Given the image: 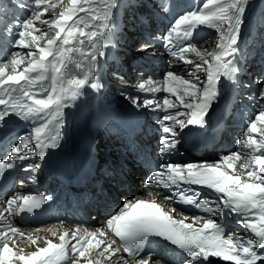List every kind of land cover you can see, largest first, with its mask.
<instances>
[{"label":"snow or ice","instance_id":"6c2138e0","mask_svg":"<svg viewBox=\"0 0 264 264\" xmlns=\"http://www.w3.org/2000/svg\"><path fill=\"white\" fill-rule=\"evenodd\" d=\"M250 3L203 0L199 7L178 14L160 38L170 56L190 70L185 75L168 71L161 81L148 78L137 85L138 92L168 93L162 101H141L139 96L128 99L136 108L165 113L160 121L162 153L175 149L183 130L206 127V117L221 97L222 78L236 83L241 71L237 57L242 28ZM119 6L120 0H30L18 5L29 14L16 22L15 31L8 29L12 39L7 54L0 58V133L13 117L34 126L0 158V192L7 188L17 162L33 157L43 160L48 149L59 146L64 110L87 89L105 87L101 58L112 46L117 27L114 14ZM175 6L160 0L165 13ZM49 13L51 18H46ZM202 27L217 33L210 48L203 46L208 40L197 34ZM151 47L143 43L138 50L147 52ZM258 96L264 101V80ZM39 167L27 163L23 170L32 172ZM148 182L172 189L163 196L165 203L190 205L212 216L225 210L235 214L236 223L250 238L226 233L225 226L214 218L194 216L186 222L187 216L174 215L176 208L166 209L155 196L125 202L94 230L80 225L65 228L61 221L46 230L49 235L42 236L45 230L40 228L25 233L12 218L36 213L52 197L14 192L0 198V264H156L159 254L145 253L150 239L180 250L183 264H213L214 258L231 264H264V107L248 119L237 151L214 163H164ZM182 185L205 187L217 199L200 198ZM18 240H26L35 250L25 252Z\"/></svg>","mask_w":264,"mask_h":264},{"label":"bare ground","instance_id":"6f19581e","mask_svg":"<svg viewBox=\"0 0 264 264\" xmlns=\"http://www.w3.org/2000/svg\"><path fill=\"white\" fill-rule=\"evenodd\" d=\"M53 2H54V0H53ZM258 3H259V6H257V7H263L264 8V2H262V0H258ZM138 11H139V13H141V14H143V10H142V8L141 7H139L138 9H137ZM147 9H145L144 10V14L145 13H147ZM51 16H52V14L51 13H49V14H47V16H46V18H51ZM133 16V15H132ZM255 17H256V14H255ZM133 19V18H132ZM142 25H143V23H142V20H140L139 21V26L137 27V29L134 31V32H132V33H130V31H131V29H133L135 26L133 25V23L132 22H129V24H126V27H125V29H124V31H125V34L130 38V39H132L137 33H138V30H139V28H141L142 27ZM246 32H245V30H243L242 29V35L243 34H245ZM134 40H136V42H139V46L138 47H141V44H143V39L141 38V37H137V38H135V39H133L132 40V42H131V44L133 43V41ZM204 47H207V45H204ZM166 50V49H165ZM167 51V50H166ZM168 52V51H167ZM161 53V52H160ZM169 53V52H168ZM132 56L133 57H135V56H138V55H136V54H134V53H132ZM258 66V65H257ZM240 69H241V71L238 73V74H242V75H244V76H250V78L252 77V76H254V72H252V70H254L255 68H249V67H244V66H238ZM169 71H173L172 69H168ZM244 70H246V71H244ZM247 70H248V72H247ZM259 74H261V73H259ZM259 76H261V75H259ZM187 78V77H186ZM262 80H264V79H260V81H259V83L261 84V81ZM259 87H260V85H259ZM106 90H107V92H108V94H110V95H112L113 93H114V91H113V89L111 88V87H109V86H107L106 87ZM246 104H248V101H244ZM250 105V104H249ZM212 108H214L215 110H216V108H217V106L215 105V103L213 104V106H212ZM206 119H207V121H208V118L206 117ZM208 124V123H207ZM207 126V125H206ZM200 130V129H199ZM207 141H208V138H207ZM201 143L202 144H204V145H208V142H203V141H201ZM185 150H187V148H184ZM225 154H228V152H226ZM176 164H179V162L178 163H176ZM26 173H31V172H26ZM33 177L34 178H36L37 180L38 179H40V176H38V175H34L33 174ZM147 183H149V182H147ZM33 187H35V188H37L38 187V182H33ZM50 227H52V225H50V223L49 224H47V226H45V227H43V229L45 230V231H43V232H41V235L43 236V235H49L47 232H46V230L48 229V228H50ZM38 227H27V226H25V227H23L22 228V231H24L25 233H29V232H33L35 229H37ZM40 229H42V228H40ZM21 242V243H20ZM20 242H17L18 243V247L19 248H21V249H24L25 250V246L26 245H24V242H27L26 240H22V241H20ZM32 247V246H31ZM34 249H35V247H34ZM34 251V250H33ZM25 252H31V251H25ZM175 259H177V260H179V262L180 263H182V260L181 259H179L178 257H176Z\"/></svg>","mask_w":264,"mask_h":264},{"label":"rangeland","instance_id":"374dc122","mask_svg":"<svg viewBox=\"0 0 264 264\" xmlns=\"http://www.w3.org/2000/svg\"><path fill=\"white\" fill-rule=\"evenodd\" d=\"M256 2H257V6H259L258 0H256ZM132 15L133 16H131V19L133 18L132 20H135V15L134 14H132ZM132 46L138 47L139 46V42H136V40H134L132 44L130 43V47H132ZM33 250H34L33 246L31 247V245H29V244H27L25 246V251H33Z\"/></svg>","mask_w":264,"mask_h":264}]
</instances>
